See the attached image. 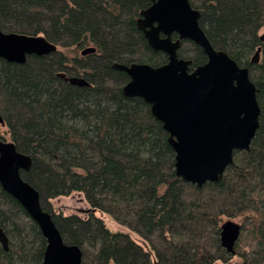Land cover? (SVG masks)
<instances>
[{
    "label": "trees",
    "instance_id": "trees-1",
    "mask_svg": "<svg viewBox=\"0 0 264 264\" xmlns=\"http://www.w3.org/2000/svg\"><path fill=\"white\" fill-rule=\"evenodd\" d=\"M149 3L0 0L1 30L42 34L57 45L23 63L0 57V138L31 156L21 176L39 192L64 242L80 247L81 264H230L235 255L241 261L231 264H264V0H189L211 45L248 67L260 108L249 148L235 150L221 178L202 186L175 174L168 132L143 98L123 94L129 77L112 65L167 61L136 23ZM88 45L95 51L68 54ZM259 46V61L251 62ZM177 53L192 60L191 68L207 59L190 39ZM75 191L127 232L110 230L93 213L50 210V198ZM224 217L241 220L234 255L220 243ZM0 226L9 245L0 244V264H43L44 236L1 185Z\"/></svg>",
    "mask_w": 264,
    "mask_h": 264
},
{
    "label": "water",
    "instance_id": "water-1",
    "mask_svg": "<svg viewBox=\"0 0 264 264\" xmlns=\"http://www.w3.org/2000/svg\"><path fill=\"white\" fill-rule=\"evenodd\" d=\"M199 16L189 0H151L140 10L136 23L149 45L167 54V61L158 66L144 62L112 65L129 77L121 87L123 94L143 98L168 132L175 152V174L202 186L221 178L233 163L235 150L249 148L259 124L260 108L248 67L240 66L227 52L211 45L199 25ZM173 34L177 35L175 39ZM260 37L264 40L263 35ZM182 39L202 47L207 56L203 64L191 68L190 58L178 56ZM56 50L57 45L42 34L0 29V57L7 61L23 63L29 54ZM260 50L257 47L251 62L259 61ZM94 51L95 46H86L81 54ZM66 79L77 85L88 84L82 76ZM0 123H4L1 115ZM31 164V156L19 151L13 141L0 139V185L37 223L46 240L43 264H81L80 247L64 242L51 213L41 207L39 192L22 178L20 171L29 170ZM240 231L241 224L232 219L220 225V243L232 255ZM0 244L8 250V237L1 226Z\"/></svg>",
    "mask_w": 264,
    "mask_h": 264
},
{
    "label": "rangeland",
    "instance_id": "rangeland-1",
    "mask_svg": "<svg viewBox=\"0 0 264 264\" xmlns=\"http://www.w3.org/2000/svg\"><path fill=\"white\" fill-rule=\"evenodd\" d=\"M258 34L260 36L261 35L264 36V25L260 27V29L258 30ZM88 46H92V45H88ZM59 49H61V48L59 47ZM82 49L83 48L75 49L76 51L72 50V52L70 51V53L68 52V54H76V53L80 54V51ZM90 53H92V52H90ZM86 54H88V53H86ZM67 76L69 77V75H67ZM82 77H84V76H82ZM48 207L54 213H62L64 215L76 214L81 218H86L90 213H93L95 216L101 218L104 221L105 225L110 230H113V231L122 230V231L127 232V229L124 228L123 226H121L120 224L116 223L111 218V216H109L106 213L101 212L100 210L93 209V207L86 200V198L82 192L75 191V192H72L68 195H62V196L50 198L48 201ZM226 219H232L234 221H237L238 223H241V220L237 217H230V218L224 217L223 221ZM130 234H131V237H133L135 240H140L139 239L140 237L138 235H136L134 232L133 233L131 232ZM238 261H241V258H239L237 255H235L231 258L229 263L231 264L233 262H238Z\"/></svg>",
    "mask_w": 264,
    "mask_h": 264
},
{
    "label": "flooded vegetation",
    "instance_id": "flooded-vegetation-1",
    "mask_svg": "<svg viewBox=\"0 0 264 264\" xmlns=\"http://www.w3.org/2000/svg\"><path fill=\"white\" fill-rule=\"evenodd\" d=\"M150 3H151V0H150ZM150 3H149V4H150ZM146 7H147V6H146ZM144 8H145V7H144ZM142 9H143V8H142ZM139 12H140V11H139ZM138 17H139V15H138ZM138 17H137V18H138ZM136 22H137V19H136ZM161 35H162V34H161ZM172 37H173V39H175V38L177 37V35H176V34H173ZM84 47H85V46H84ZM84 47H82V48H84ZM80 54H81V51H80ZM81 55H85V54H81ZM58 74H59L60 76H62L63 78H65V79H66V77H68L64 72H59ZM80 76H81V75H80ZM80 76H79V77H80ZM84 78H85V77H84ZM0 124H1V123H0ZM3 124H4V123H3ZM3 124H2V125H3ZM0 139H2V138H0ZM20 173H21V171H20Z\"/></svg>",
    "mask_w": 264,
    "mask_h": 264
}]
</instances>
